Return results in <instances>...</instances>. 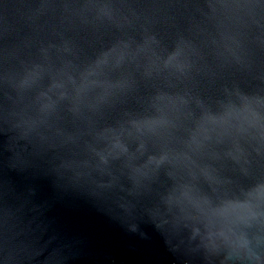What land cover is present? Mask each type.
<instances>
[{
    "label": "clouds",
    "instance_id": "9594fccd",
    "mask_svg": "<svg viewBox=\"0 0 264 264\" xmlns=\"http://www.w3.org/2000/svg\"><path fill=\"white\" fill-rule=\"evenodd\" d=\"M0 264H264V0H0Z\"/></svg>",
    "mask_w": 264,
    "mask_h": 264
},
{
    "label": "water",
    "instance_id": "95a60500",
    "mask_svg": "<svg viewBox=\"0 0 264 264\" xmlns=\"http://www.w3.org/2000/svg\"><path fill=\"white\" fill-rule=\"evenodd\" d=\"M6 2H16V0H6ZM65 213L70 220L80 224L89 231L99 248L102 249L106 244L115 245L121 243V238L114 229L86 209L68 205L65 208Z\"/></svg>",
    "mask_w": 264,
    "mask_h": 264
}]
</instances>
